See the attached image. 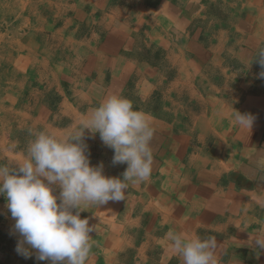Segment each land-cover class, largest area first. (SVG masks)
Masks as SVG:
<instances>
[{
  "label": "crops",
  "instance_id": "obj_1",
  "mask_svg": "<svg viewBox=\"0 0 264 264\" xmlns=\"http://www.w3.org/2000/svg\"><path fill=\"white\" fill-rule=\"evenodd\" d=\"M67 8L63 28L38 17L40 28L19 29L14 70L36 71L58 97L54 111L38 106L24 118L64 139L115 94L146 113L154 131L150 178L129 182L124 201L82 205L95 227L86 264H183L170 231L215 237L218 264H264V250L251 246L264 237V68L256 61L264 0H68ZM80 28L88 34L78 40ZM233 110L256 117L250 131ZM84 138L90 165L122 178L127 164H112L99 133L85 129ZM32 258L35 250L2 262Z\"/></svg>",
  "mask_w": 264,
  "mask_h": 264
},
{
  "label": "clouds",
  "instance_id": "obj_2",
  "mask_svg": "<svg viewBox=\"0 0 264 264\" xmlns=\"http://www.w3.org/2000/svg\"><path fill=\"white\" fill-rule=\"evenodd\" d=\"M256 61L264 68V50ZM259 76L264 78V71ZM234 113L236 124L250 131L256 117ZM85 129L99 133L103 144L114 150L113 165L127 164L122 178L104 175L102 163L90 165ZM153 137L147 114L115 94L93 109L82 128L70 136L57 139L39 132L22 164L0 166V195L20 236L16 252L27 259L35 250L36 259L49 264H86L95 227L87 217L81 218L82 205L124 201L129 182L148 180L155 167ZM167 238L183 264H218L215 237L201 239L170 231ZM251 246L264 250V237L253 238Z\"/></svg>",
  "mask_w": 264,
  "mask_h": 264
},
{
  "label": "rangeland",
  "instance_id": "obj_3",
  "mask_svg": "<svg viewBox=\"0 0 264 264\" xmlns=\"http://www.w3.org/2000/svg\"><path fill=\"white\" fill-rule=\"evenodd\" d=\"M67 1L0 0V166L6 165L15 168L22 164L28 155L30 143L35 140L39 132H42L41 127L31 126L32 120L30 121V119L32 118H24V114L33 117L38 106L52 112L58 105V97L54 91L48 90L44 84L39 85L40 77H38V73H35L36 71L29 74L14 70L12 63L17 57L16 49L22 42L19 29L28 30L31 26L36 29L40 28L41 21L44 19H57V23L54 22V29L63 28V25L67 24L64 17L71 14L67 8ZM38 17H41V21L37 22ZM26 18H30L33 22H30V25L22 22ZM59 18L61 22H59ZM44 28L50 29L48 26ZM73 30V27L69 28V31ZM86 34H88L87 30L80 28L76 38L79 40ZM33 38L35 42L57 44V41L51 39L41 40V37L32 36ZM62 40H64L61 43L63 47L67 40L66 38ZM60 56L65 57L66 54ZM41 99L43 101H40ZM156 104L159 106V103ZM6 123L8 124L7 129L5 128ZM11 123L13 127L10 132L8 127ZM22 124L26 126L23 127ZM54 194H59L58 188L55 189ZM6 203L5 197L0 195V262L2 259L8 260L10 255L20 256L15 250L20 236L14 229L15 221L6 207ZM80 216L82 219L84 218L83 214ZM2 264L4 263L2 262ZM29 264H41V261L32 258L29 260Z\"/></svg>",
  "mask_w": 264,
  "mask_h": 264
},
{
  "label": "bare ground",
  "instance_id": "obj_4",
  "mask_svg": "<svg viewBox=\"0 0 264 264\" xmlns=\"http://www.w3.org/2000/svg\"><path fill=\"white\" fill-rule=\"evenodd\" d=\"M252 152H253V150H252ZM247 157V156H246ZM242 159H243V157H242ZM228 208V207H227ZM251 247V246H250ZM264 255V254H263ZM231 258V257H230ZM251 258H253V257H251ZM231 262V261H230ZM218 263H219V261H218ZM232 263V262H231Z\"/></svg>",
  "mask_w": 264,
  "mask_h": 264
}]
</instances>
